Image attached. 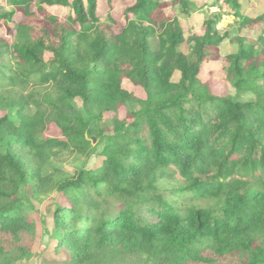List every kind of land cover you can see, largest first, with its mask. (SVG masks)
Here are the masks:
<instances>
[{"label": "trees", "instance_id": "16d2710c", "mask_svg": "<svg viewBox=\"0 0 264 264\" xmlns=\"http://www.w3.org/2000/svg\"><path fill=\"white\" fill-rule=\"evenodd\" d=\"M5 1L0 30L14 39L0 36V231L32 232L33 199L55 194L65 205L47 211L43 230L57 244L43 264H213L207 251L264 264V31L255 46L236 38L224 57L234 94L224 97L200 76L220 60L228 12L189 35V0H134L112 33L97 0ZM223 3L253 22L237 0ZM165 5L180 6L183 21ZM255 19L264 23V5ZM120 109L124 119L103 125ZM51 125L59 137L46 136ZM70 160L81 163L65 173ZM0 264H12L1 245Z\"/></svg>", "mask_w": 264, "mask_h": 264}, {"label": "rangeland", "instance_id": "374dc122", "mask_svg": "<svg viewBox=\"0 0 264 264\" xmlns=\"http://www.w3.org/2000/svg\"><path fill=\"white\" fill-rule=\"evenodd\" d=\"M193 6L190 12V16L185 21L189 29V35H202L203 34V22L219 12H228L229 16H223L220 23L217 25V29L221 35H228V37L219 46L220 60L217 62H205L203 70L201 72L200 79L203 82L209 83L211 90L214 94L233 97L234 94L229 88L228 82L224 80L225 72L223 61L227 55L235 54L238 50L236 38L244 39L247 46L257 45V39L264 31V23L257 21L255 18L259 17L263 13L264 0H237L239 5V12L242 17L253 19V22L245 26L241 25V22L233 17V12L229 10V7L223 3V0H189ZM111 5L107 3V0H97L96 16L99 21L105 23H111V32L118 33L124 26L127 17L126 9L134 4V0H112ZM214 4V5H213ZM216 4V5H215ZM164 6V13L169 17H179L183 21V15L181 14L182 9L180 6ZM221 8L219 9L218 7ZM11 6L8 5L7 1L0 0V13L11 11ZM49 13L61 21L67 19L70 15L68 9L64 8H47ZM226 14V13H225ZM72 16V15H71ZM132 16L129 15L130 19ZM23 18L22 15H18L15 22H19ZM111 22H109V20ZM188 35V34H187ZM0 36L4 40L13 41L14 35L8 34L6 27H2L0 30ZM32 81L35 78L31 79ZM174 81L179 80V74L173 76ZM123 88L127 91H134L135 97L143 99L145 96L140 89L133 90L132 85L124 81ZM245 100V99H244ZM4 115L0 112V116ZM124 119L126 117L125 109H120L117 114L106 113L102 116L103 125H109V123L115 118ZM47 137H59V132L54 125H51L46 133ZM80 161L70 160L65 165V173H72L75 165H80ZM100 159L94 158L88 163V168L99 166ZM57 203L61 206L65 205V200L61 195L52 196L32 201V206L27 209L26 212L30 213L29 221L32 222V232L21 233L17 240L13 236L0 231V245L4 250V255L11 261L12 264H43L46 259H54L56 257L54 248L57 242L50 240V236L44 233L43 228L52 231L53 223L48 218L47 211L50 208L51 203ZM53 208V207H52ZM55 208V207H54ZM149 222H155L156 219L151 216H143ZM43 219L46 221V226L43 225ZM29 254V255H27ZM205 255L215 259L213 264H239L240 260L234 254L226 255L224 257L216 258L210 252H204ZM27 255V256H26ZM194 264V263H187Z\"/></svg>", "mask_w": 264, "mask_h": 264}, {"label": "water", "instance_id": "95a60500", "mask_svg": "<svg viewBox=\"0 0 264 264\" xmlns=\"http://www.w3.org/2000/svg\"><path fill=\"white\" fill-rule=\"evenodd\" d=\"M93 142L95 143V140H93ZM54 210H55V208L53 207V208H52V211H54Z\"/></svg>", "mask_w": 264, "mask_h": 264}]
</instances>
